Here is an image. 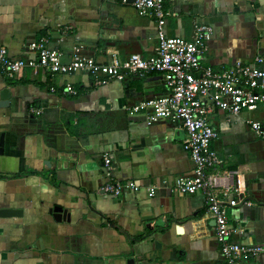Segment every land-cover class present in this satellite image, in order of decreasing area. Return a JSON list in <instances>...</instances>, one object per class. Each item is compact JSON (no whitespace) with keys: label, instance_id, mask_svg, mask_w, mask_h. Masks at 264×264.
<instances>
[{"label":"crops","instance_id":"crops-1","mask_svg":"<svg viewBox=\"0 0 264 264\" xmlns=\"http://www.w3.org/2000/svg\"><path fill=\"white\" fill-rule=\"evenodd\" d=\"M166 7L169 35L191 39L198 25L214 27L204 65L264 56V0H174ZM44 38L64 61L77 49L101 62L114 52L147 57L158 44L155 19L133 0H0V45L12 56L35 57L30 45ZM67 85L74 92L66 93ZM5 88L11 98L0 107V209L21 212L0 215V264L221 263L206 194L173 190L178 175L193 172L182 123L148 124L145 114L128 110L168 92L161 73L100 85L83 71L26 67L11 78L0 66V95ZM210 119L222 163L208 175L233 187L238 203L227 213L234 239L262 244L264 136L250 122L264 129V109H215ZM104 156L111 157L109 170ZM111 179L142 188L113 197L102 189ZM148 185L157 187L154 196ZM54 207L66 210L64 219L55 218ZM251 264H264V254Z\"/></svg>","mask_w":264,"mask_h":264},{"label":"built area","instance_id":"built-area-1","mask_svg":"<svg viewBox=\"0 0 264 264\" xmlns=\"http://www.w3.org/2000/svg\"><path fill=\"white\" fill-rule=\"evenodd\" d=\"M174 0H134L137 11L153 17L157 23L158 44L151 56L131 53L122 59L118 53L111 54L109 62L98 61L94 56L83 54L77 49L69 61L62 59L63 53L48 45L47 39L33 42L30 48L35 57H14L6 46L0 45V66L8 77H15L23 68H46L52 74L83 71L92 75L97 84L112 80H125L130 75H146L159 72L163 75L168 92L150 97L128 107L130 113H143L147 123L161 120L181 122L186 131L184 147L193 162L190 175H178L173 190L193 194L204 191L208 211L215 223L216 237L221 249L220 264H251L253 257L264 254V243L247 244L234 239V228L229 222L227 206L236 205L233 187L222 184L208 171L222 163L212 146L219 132L213 127L210 114L221 110L232 115L245 111L264 109V56L258 55L254 62L235 60L230 65L216 68L202 63L203 55L209 50L214 36L210 24L197 26L193 38L169 35L166 23L171 15L166 3ZM74 92L71 85L64 89ZM252 129L264 136L262 123L250 122ZM111 157L104 156V167L111 168ZM142 185L133 179L126 181L111 179L102 187L113 197L126 191H138ZM149 196L157 192L155 185L146 186ZM87 264V263H80Z\"/></svg>","mask_w":264,"mask_h":264},{"label":"water","instance_id":"water-1","mask_svg":"<svg viewBox=\"0 0 264 264\" xmlns=\"http://www.w3.org/2000/svg\"><path fill=\"white\" fill-rule=\"evenodd\" d=\"M10 98H11L10 89L9 88L3 89L0 95V107H5L9 105ZM3 151H4V137L2 136L0 139V153H2ZM52 211L54 212V216L56 219L61 220L65 218V213H66L65 209L61 207H54ZM20 212L21 210H18V209H11V208L0 209V215H3V216H15V215L17 216L18 214H20ZM179 229L181 230L180 227Z\"/></svg>","mask_w":264,"mask_h":264},{"label":"trees","instance_id":"trees-1","mask_svg":"<svg viewBox=\"0 0 264 264\" xmlns=\"http://www.w3.org/2000/svg\"><path fill=\"white\" fill-rule=\"evenodd\" d=\"M145 236V234L144 235H141L140 237H138V238H143Z\"/></svg>","mask_w":264,"mask_h":264}]
</instances>
